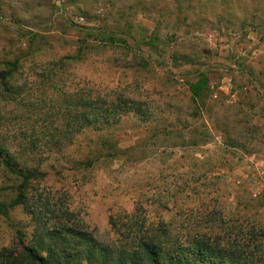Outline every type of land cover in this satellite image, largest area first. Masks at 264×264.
<instances>
[{
	"label": "rangeland",
	"instance_id": "1",
	"mask_svg": "<svg viewBox=\"0 0 264 264\" xmlns=\"http://www.w3.org/2000/svg\"><path fill=\"white\" fill-rule=\"evenodd\" d=\"M17 59L0 143L34 176L0 166V248L72 227L200 235L264 264V0H0V68ZM99 94L149 118L58 136Z\"/></svg>",
	"mask_w": 264,
	"mask_h": 264
},
{
	"label": "trees",
	"instance_id": "2",
	"mask_svg": "<svg viewBox=\"0 0 264 264\" xmlns=\"http://www.w3.org/2000/svg\"><path fill=\"white\" fill-rule=\"evenodd\" d=\"M2 64L0 99L17 102L23 92L16 89L11 79L19 69L20 60ZM144 105L136 99L127 101L121 97L118 101H108L100 94L94 97L79 95L73 99V104L68 105L72 107H69L70 113L65 114L66 120L63 128L58 129V136L69 139L71 133L81 132L88 126L98 130L109 128L120 123L122 114L130 110L140 119L149 118L150 110H145ZM125 107L127 110L124 111ZM56 139L60 142L59 138ZM0 166L22 179V185L34 176L32 170L20 165L16 154L1 143ZM23 195L21 189L20 199ZM207 240L198 235L187 241L177 239L168 244L158 235L148 232L138 235L129 246L121 241L119 245L104 244L86 230L66 227L64 231L53 230L38 236L35 245L20 242L13 247L0 248V264H84L86 260L103 264H251L246 258L233 255L232 251ZM45 249L50 250L48 256L41 253Z\"/></svg>",
	"mask_w": 264,
	"mask_h": 264
}]
</instances>
